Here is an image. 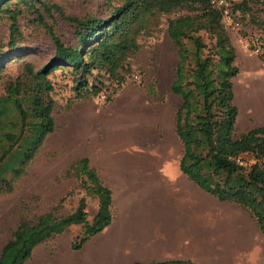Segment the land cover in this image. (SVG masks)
<instances>
[{
  "label": "trees",
  "instance_id": "1",
  "mask_svg": "<svg viewBox=\"0 0 264 264\" xmlns=\"http://www.w3.org/2000/svg\"><path fill=\"white\" fill-rule=\"evenodd\" d=\"M12 1L0 0V13L10 20L6 46L14 48L19 40L17 16L23 10H31L45 30L53 53L37 70L25 62L12 79H3L0 74L2 186L5 174L17 177L45 136L54 130L51 117L54 88L50 76L58 71L67 74L72 98L96 96L110 101L130 74L129 61L138 50L136 38L151 19L182 11L185 14L168 20L165 28L176 55L169 92L179 99L172 116L173 133L181 148L178 169L189 182L218 202L245 211L255 222L264 243V128L253 127L235 134L237 109L232 80L238 69L220 10L212 8L209 0H116L114 5L110 4L113 0H105L108 13L103 19L68 17L56 9L71 31V41L64 43L52 26L43 23L34 6L36 0ZM10 4H14L12 9ZM248 5L259 7L263 20L258 35L264 37V0H240L232 9L233 19L234 10ZM262 55L264 51L258 56ZM244 155L252 158V164H238ZM70 173L80 180L85 195L94 198L95 213L90 222L86 221L82 198L67 215L56 216L51 210L31 221L21 219L0 248V264H25L36 246L70 226L83 228L82 236L69 244L71 251H79L89 238L108 226L109 189L100 183L84 157L69 166L66 175ZM2 186L0 192L4 190Z\"/></svg>",
  "mask_w": 264,
  "mask_h": 264
},
{
  "label": "rangeland",
  "instance_id": "2",
  "mask_svg": "<svg viewBox=\"0 0 264 264\" xmlns=\"http://www.w3.org/2000/svg\"><path fill=\"white\" fill-rule=\"evenodd\" d=\"M10 3H14V0ZM105 3V0H36L34 6L43 23L52 26L62 41L69 43L70 28L59 18L56 9L68 17L92 16L103 19L108 13ZM116 3V0L110 2L111 5ZM12 5L14 4L9 6L11 9ZM258 9V6L248 5L247 8L234 10L238 28L231 30L224 27L231 43L242 42L260 33L263 16ZM23 11L16 18L19 40L14 48L6 46L10 20L6 14L0 13V74L3 79L14 78L25 62L37 70L48 62L53 53V46L45 30L37 22L36 14L31 10ZM184 14L182 11H175L151 19L146 29L136 38L138 50L129 61L130 74L110 101L104 102L101 97L96 96L88 99L72 98L67 74L58 71L49 77L54 88V105L51 111L54 130L45 136L23 171L17 177L5 174L3 186L0 184V187H4L0 192V248L9 239L19 220L31 221L51 210L56 216L67 215L74 210L81 198L86 204V221L90 222L95 213L94 198L86 196L80 180L71 173L66 175V172L72 163L83 158L84 150L91 143L102 141L105 133L112 131L111 123L116 116H122L127 110L149 112L161 106L170 113L174 112L179 99L170 94L169 83L176 55L166 37L165 28L168 20ZM236 68L240 72L239 64ZM242 74L245 72H241ZM243 79L244 76L239 77L232 85L233 92L234 85L242 86V96L246 94L245 88H248ZM2 81L0 80V89ZM128 102H132L129 108L126 107ZM236 109L238 110L237 107ZM247 113L244 119L236 121L235 134L241 133L246 124H249ZM169 148L173 156L181 153L174 134L169 140ZM252 162L250 156L241 157L243 165L247 166ZM227 207L232 210L233 230L238 240L234 246L231 240L227 241L228 247H223L220 240L221 246L217 245L214 253L218 264H264V243L255 222L237 206L228 204ZM229 217L231 218V214ZM229 228H232L231 224ZM82 232L81 226H70L62 234L36 246L25 264H82L89 256L88 250L73 252L69 248L70 242L81 237ZM68 252L73 254H67Z\"/></svg>",
  "mask_w": 264,
  "mask_h": 264
},
{
  "label": "crops",
  "instance_id": "3",
  "mask_svg": "<svg viewBox=\"0 0 264 264\" xmlns=\"http://www.w3.org/2000/svg\"><path fill=\"white\" fill-rule=\"evenodd\" d=\"M243 43H231L234 65L241 67L232 85L244 76L248 87L242 96V86L234 85L236 121L249 110V124L241 133L264 128V55H249ZM131 106L132 102L126 105ZM127 111L114 118L112 131L102 141L84 150L89 167L110 191L111 220L82 245L80 250L89 255L82 264H218L214 253L220 240L223 247L238 240L232 210L180 173V154L173 156L169 148L173 113L162 106L149 112Z\"/></svg>",
  "mask_w": 264,
  "mask_h": 264
},
{
  "label": "built area",
  "instance_id": "4",
  "mask_svg": "<svg viewBox=\"0 0 264 264\" xmlns=\"http://www.w3.org/2000/svg\"><path fill=\"white\" fill-rule=\"evenodd\" d=\"M239 2L240 0H209V5L221 11V22L224 27L235 30L238 28V23L233 19L232 9ZM243 47L248 53L258 56L264 51V37L253 35L244 40ZM238 164L243 165L241 162Z\"/></svg>",
  "mask_w": 264,
  "mask_h": 264
}]
</instances>
